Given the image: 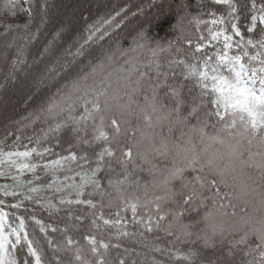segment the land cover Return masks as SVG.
Wrapping results in <instances>:
<instances>
[{
    "label": "snow or ice",
    "instance_id": "snow-or-ice-1",
    "mask_svg": "<svg viewBox=\"0 0 264 264\" xmlns=\"http://www.w3.org/2000/svg\"><path fill=\"white\" fill-rule=\"evenodd\" d=\"M155 3L82 16L67 43L61 23L33 51L55 4L39 0L33 29L37 0H8L27 22L0 33L15 32L0 42V264H113L121 239L147 250L145 264H216L181 245L217 239L229 246L221 264H264V218L249 214L254 193L253 212L264 208V0H194L196 15L179 0L178 23L197 29L183 41L191 51L153 48L144 31L120 48L126 22ZM176 78L199 89L187 115L161 96L180 97ZM19 108L27 114L15 119Z\"/></svg>",
    "mask_w": 264,
    "mask_h": 264
},
{
    "label": "trees",
    "instance_id": "trees-1",
    "mask_svg": "<svg viewBox=\"0 0 264 264\" xmlns=\"http://www.w3.org/2000/svg\"><path fill=\"white\" fill-rule=\"evenodd\" d=\"M78 1H81V0H52V2L55 4V7L53 8L51 5L49 6V10H48L49 22L44 27V29L46 30L48 38L50 36H52L54 34V32L58 29L57 26L55 27V25H54L55 17H57L56 15L59 14L61 12V10H63V8L65 7V3L69 2L70 4H72V3L75 4ZM138 1L139 0H137L136 2H138ZM157 2L155 4L156 5L155 8L161 9V8L165 7L164 9H169V10L165 13L162 12L160 14V12H156L153 14V12L151 11V9L153 7H150V5H149L148 9H145L144 15L148 14V15L153 16V17L156 16L157 19L152 18L151 20H149L150 17L146 18L149 21V25H146V27H145L146 29L142 28V27L139 28V31L145 32L146 37H147V42L153 48H155L157 45H161L164 48H168L169 42H171L173 45H176L178 47H183L185 52L191 51V49H189L187 44L183 43V41H186V40L195 41L197 39V29H196L194 24H189L187 19L184 20V22L182 23L183 24L182 26H179V23H178L179 17H183L185 15L184 11L181 8L176 7V4L179 2V0H157ZM187 2L189 4L190 13L193 15L198 14L197 8L192 6L194 3V0H187ZM7 3H8V0H0V33L4 32V27L2 26L3 24H9V25L15 27L17 25H22V24L27 22L26 21V14L25 15H17L15 17V19H13L11 17V14L8 12ZM123 3H125V2H123ZM123 3H119V2L116 3L114 0H107L105 2L100 1L99 6H96L95 9L93 10V12L86 11L85 13H83L81 15V17L83 16L87 19V21L91 22L97 16L101 15L104 11L110 9L113 4H116L117 6H119ZM143 3L147 4V0H143ZM39 14H40V4H39V0H37L36 12H35L36 20L32 23L33 29H35L36 25L39 22ZM159 15H161V16L159 17ZM140 18H141V16L132 17V19H129L126 22L124 28H122L120 30V31H124L127 29V32H126V34L124 32V34H125L124 38L122 39V41L119 45L120 48L125 49V50L130 49V47L133 44V38L136 36V30L138 31V29L135 28L136 26L134 24L137 21H139ZM78 21H79L80 26L77 28V31L68 33V37L65 38L64 43H67L69 37H71L72 35H75L78 31L82 30L83 27L85 26V20L84 19L80 18V20H78ZM246 22H247V17H242L241 22H240L242 30H243V26L245 25ZM20 34L23 35V32H21ZM14 35H15V32H10L7 36H0V42L5 41V40H11L14 37ZM45 38H46V36H43V34H41V36L39 37L37 42L32 46V50L33 51L39 50V48L42 46V44L48 40V38L47 39H45ZM181 38H183V40H181ZM61 46H63V45H61ZM173 51H174V49H173ZM162 55H163V53H162ZM9 57L10 58L12 57L11 52L9 53ZM122 64H123V59H122L120 53L118 52L116 54V56L114 57V66L120 67ZM109 70H111V69H109ZM172 83H175V84H178L181 86V95L178 99L174 98V97H165L164 96L165 89H161V96L163 97V102L165 105H167L169 107H180L182 112L185 115H187L191 106H193V102L195 100L196 95L199 92V89H198V87L194 88L190 81H183L180 78H176L175 80L172 81ZM187 84L190 86H187ZM196 103L198 104L199 101H196ZM30 107H31V105H30ZM18 113H19V117H18ZM24 113H27V112H23V111L19 112L18 111L14 114V118L19 119ZM191 122L194 123L195 118H193L191 120ZM133 123H135V121H133ZM67 135L68 134L65 133L64 136L61 138L62 142L66 143ZM14 138L15 137H13V139ZM146 177H147V173H140L141 179H144ZM0 182H2V181H0ZM130 191H132V190H130ZM237 211H239V209H237ZM202 214H203V209H201V211L199 213L187 214L185 217V222L186 223H195L197 220L202 219ZM46 216H47L46 213H41L42 218H44ZM85 223H87V221ZM203 226H204L203 224H197L194 231H199ZM82 227H83V225H82ZM132 230L136 231V228L134 227ZM50 235L55 237V238H59V234L50 233ZM147 235L150 238H155L157 235L163 236L162 233H160V234L148 233ZM37 238H39L38 233H37ZM171 239H172L171 237L167 238L168 241H171ZM156 242L158 244H160L162 247L168 246L165 241L157 240ZM218 242H219V239H217L216 247L205 249L206 252L201 250V246L199 244L181 245V247L184 248L185 250H187L188 248L198 249L202 252L203 255L210 254V252L213 250L214 251H221V253L223 251L224 252L228 251L229 246L227 244L222 245L220 242L219 243ZM120 243L122 244V247H125V248L129 247L130 249H133V247H135L137 249L144 250L142 245H140L139 243L134 244V241L131 239H121ZM121 248L110 249L109 255L113 261V264H115L114 261L116 259H119L122 257V254L120 252ZM202 249H204V248H202ZM43 250H44L46 256L51 255L47 246H44ZM158 255H159L158 253H156V255H155V257L157 259L160 258V256H158ZM236 259L238 261V257H236ZM126 264H129V263H126Z\"/></svg>",
    "mask_w": 264,
    "mask_h": 264
},
{
    "label": "rangeland",
    "instance_id": "rangeland-1",
    "mask_svg": "<svg viewBox=\"0 0 264 264\" xmlns=\"http://www.w3.org/2000/svg\"><path fill=\"white\" fill-rule=\"evenodd\" d=\"M100 1L101 2L102 1L105 2L107 0H81V1L76 2L75 4L74 3L70 4L69 2L65 3V7L63 8V10H61V12L56 15L57 17H55V23H54L55 27L57 26V28H59L60 24L63 23V24H65L66 26H68L70 28L69 33L70 32H76L77 31V28L80 26L78 20H80L81 15L83 13H85L86 11L93 12V10L95 9V7L96 6H99ZM114 1L116 3L117 2H119V3L125 2V0H114ZM138 2H140V0ZM156 2H157V0H156ZM155 4L150 5V7H153L151 9V11L153 12V14L156 13V12H160V14H161L162 12L165 13V12H167L169 10V9H164L165 7L161 8V9H157V8H155V6H156ZM146 9H148V7H146ZM160 16L161 15H159V17ZM146 18H149V20H151L152 18L157 19L156 16L153 17V16H150L148 14L141 15V18L139 19V21L140 20L141 21L140 22L137 21L134 24L136 26L135 28L138 29V31L136 30V33L139 32V28H141V27L142 28H145L146 25H149V21ZM130 19H132V18H130ZM182 25L183 24L179 23V26H182ZM122 32H125V34H126L127 29L124 30V31H122ZM42 34H43V36H46L45 39L48 38L45 29H44V32ZM51 37L52 36H50L48 38V40L51 39ZM121 41H122V39L120 40V43H121ZM187 86H190V85L187 84ZM18 111L19 112H21V111L27 112V110L25 108H19L17 110V112ZM25 114H27V113H24L23 115H25ZM18 117H19V113H18ZM135 243L136 242H134V244ZM196 244H199L201 246V250H203L204 252H206L205 251V248L202 249V242H199L198 241ZM124 249H128V253L126 255L124 253ZM146 251H147L146 249L142 250V249H137L135 247H133V249H130L129 247L128 248L122 247L120 252L122 254V257L121 258L124 259V264H126V263H129V264H145V258H144L143 253H145ZM226 252L227 251H225V252L223 251L222 253H226ZM222 253H221V251H214L213 250V251L210 252V254H207L205 256H207L208 258H211V259H215L216 260V264H221V261L218 259V257H220ZM155 255H156V253L150 254V256H155ZM158 256H160V255H158ZM116 260L114 261L115 264H116ZM224 264H226V261L224 262Z\"/></svg>",
    "mask_w": 264,
    "mask_h": 264
},
{
    "label": "clouds",
    "instance_id": "clouds-1",
    "mask_svg": "<svg viewBox=\"0 0 264 264\" xmlns=\"http://www.w3.org/2000/svg\"><path fill=\"white\" fill-rule=\"evenodd\" d=\"M259 193H254L253 196L249 197L250 204H249V214H254L257 219L264 218V208H260L258 211L253 212L254 206L258 204L260 200Z\"/></svg>",
    "mask_w": 264,
    "mask_h": 264
}]
</instances>
